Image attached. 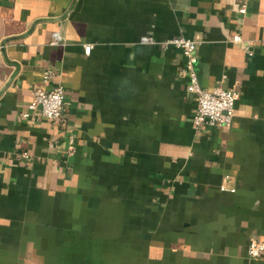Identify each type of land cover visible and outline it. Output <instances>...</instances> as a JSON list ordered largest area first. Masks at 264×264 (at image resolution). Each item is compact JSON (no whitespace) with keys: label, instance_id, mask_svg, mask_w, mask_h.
Wrapping results in <instances>:
<instances>
[{"label":"crops","instance_id":"crops-1","mask_svg":"<svg viewBox=\"0 0 264 264\" xmlns=\"http://www.w3.org/2000/svg\"><path fill=\"white\" fill-rule=\"evenodd\" d=\"M241 5L0 0V264H264L247 254L264 241V0ZM176 37L199 42L205 90L239 93L230 128L194 125ZM48 70L58 121L32 105Z\"/></svg>","mask_w":264,"mask_h":264},{"label":"built area","instance_id":"built-area-1","mask_svg":"<svg viewBox=\"0 0 264 264\" xmlns=\"http://www.w3.org/2000/svg\"><path fill=\"white\" fill-rule=\"evenodd\" d=\"M242 5L240 13L246 12L248 0H241ZM56 41L59 40V34H55ZM234 44H244L240 35H236L231 40ZM181 50L185 57V65L180 71L181 76L187 77L189 83L187 91L196 97V112L193 115V123L196 127L203 125L219 126L230 128L233 123L235 114V105L239 98V93L235 89H224L221 86L215 87L212 91L205 90L199 81L196 72L197 51L199 42L185 37H176L166 42ZM245 51L252 56L253 51L249 45L244 46ZM91 45L85 46V53L90 54ZM54 74L48 70L43 76V86L37 88L33 93L32 105L38 108L41 114L53 121L63 119L65 108V91L60 85L51 86V80ZM73 142V139L71 140ZM23 158H29L27 151L22 153ZM226 189L225 186L221 187ZM234 190V188L232 189ZM264 251V241L251 238L249 241L247 254L252 259L262 256Z\"/></svg>","mask_w":264,"mask_h":264}]
</instances>
